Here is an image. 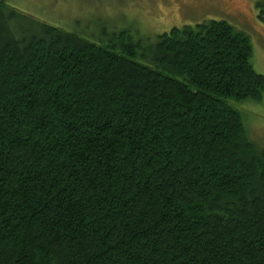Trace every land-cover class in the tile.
Segmentation results:
<instances>
[{
	"label": "trees",
	"instance_id": "1",
	"mask_svg": "<svg viewBox=\"0 0 264 264\" xmlns=\"http://www.w3.org/2000/svg\"><path fill=\"white\" fill-rule=\"evenodd\" d=\"M34 21L0 0V264H264V149L231 104L264 97L249 35L118 53Z\"/></svg>",
	"mask_w": 264,
	"mask_h": 264
},
{
	"label": "rangeland",
	"instance_id": "2",
	"mask_svg": "<svg viewBox=\"0 0 264 264\" xmlns=\"http://www.w3.org/2000/svg\"><path fill=\"white\" fill-rule=\"evenodd\" d=\"M4 1L34 17V24L44 21L59 26L118 53L123 52L122 43H115L122 35L130 34L134 40L144 38L149 46L158 34L174 27L225 20L249 35L252 63L264 74V0ZM17 21L26 24V18L18 17ZM231 104L242 113L250 138L264 149V97Z\"/></svg>",
	"mask_w": 264,
	"mask_h": 264
},
{
	"label": "flooded vegetation",
	"instance_id": "3",
	"mask_svg": "<svg viewBox=\"0 0 264 264\" xmlns=\"http://www.w3.org/2000/svg\"><path fill=\"white\" fill-rule=\"evenodd\" d=\"M171 3V2H170Z\"/></svg>",
	"mask_w": 264,
	"mask_h": 264
}]
</instances>
